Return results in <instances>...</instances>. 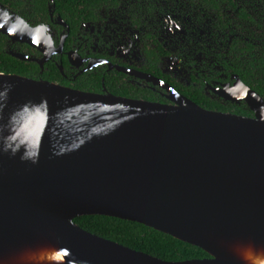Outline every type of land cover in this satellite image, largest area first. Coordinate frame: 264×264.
<instances>
[{"label":"water","instance_id":"water-1","mask_svg":"<svg viewBox=\"0 0 264 264\" xmlns=\"http://www.w3.org/2000/svg\"><path fill=\"white\" fill-rule=\"evenodd\" d=\"M161 86L170 103L0 72V264H264L263 98L241 84L249 117ZM83 215L210 257L164 260L83 229Z\"/></svg>","mask_w":264,"mask_h":264},{"label":"flooded vegetation","instance_id":"flooded-vegetation-1","mask_svg":"<svg viewBox=\"0 0 264 264\" xmlns=\"http://www.w3.org/2000/svg\"><path fill=\"white\" fill-rule=\"evenodd\" d=\"M37 2L0 0V53L25 62L26 77L170 103L164 83L250 117L241 84L264 100V0H80L69 16Z\"/></svg>","mask_w":264,"mask_h":264},{"label":"trees","instance_id":"trees-1","mask_svg":"<svg viewBox=\"0 0 264 264\" xmlns=\"http://www.w3.org/2000/svg\"><path fill=\"white\" fill-rule=\"evenodd\" d=\"M54 1L57 7L63 4V6L58 9L60 11H65L63 16L67 14L69 16L70 14L68 12H74V9H76V11L79 9L76 2L80 0ZM83 1L85 6H87L89 0ZM37 6L47 15L46 0H38ZM27 70L28 68L25 62L16 60L7 54L0 53V72L29 76ZM191 99L197 102L198 97L194 95ZM228 112L250 117V113L245 110H229ZM74 221L80 227L91 233L164 260L182 261L210 257L205 250L198 246L174 238L170 234L158 231L139 222L105 215H83L76 217Z\"/></svg>","mask_w":264,"mask_h":264}]
</instances>
